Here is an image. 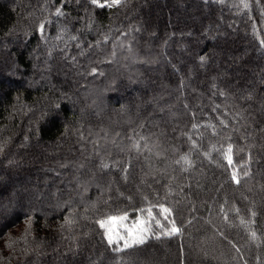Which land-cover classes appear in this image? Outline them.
<instances>
[{
  "label": "trees",
  "instance_id": "trees-1",
  "mask_svg": "<svg viewBox=\"0 0 264 264\" xmlns=\"http://www.w3.org/2000/svg\"><path fill=\"white\" fill-rule=\"evenodd\" d=\"M111 3L0 0V264H264V0Z\"/></svg>",
  "mask_w": 264,
  "mask_h": 264
},
{
  "label": "snow or ice",
  "instance_id": "snow-or-ice-1",
  "mask_svg": "<svg viewBox=\"0 0 264 264\" xmlns=\"http://www.w3.org/2000/svg\"><path fill=\"white\" fill-rule=\"evenodd\" d=\"M93 3H97L98 0H92ZM120 2V0H112V3L109 4L108 6L111 7L114 4H118ZM103 6V5H101ZM229 152H231V149H229ZM228 161L229 163H231V156H228ZM233 180H236V175L235 173L233 174ZM238 182V181H237ZM169 210L166 208L162 209V212L167 213ZM149 213V217L151 219H155V217H152V213H151V209L148 210ZM117 219L119 220H125L127 219L126 216L123 217H110L108 219V221H100V227L101 228H106V235H107V240H108V244L112 245V244H119L120 241H123V247L124 249L127 248H131L133 246H138V245H142L146 242L147 239V234L150 232L151 229V224L148 223L147 226L144 225V222H141V224L139 226H134L133 229H125L126 235H121L118 231L115 233V236L112 233V229L111 228H107V225L109 222H116ZM165 219H167V217H165ZM155 223L158 227H163V225L160 224L159 220H155ZM179 229H177L175 226H173L171 228V230L169 232H166L165 235H172L175 233H178ZM157 239H159V237H156ZM117 251H121L123 249L117 248Z\"/></svg>",
  "mask_w": 264,
  "mask_h": 264
},
{
  "label": "rangeland",
  "instance_id": "rangeland-1",
  "mask_svg": "<svg viewBox=\"0 0 264 264\" xmlns=\"http://www.w3.org/2000/svg\"><path fill=\"white\" fill-rule=\"evenodd\" d=\"M159 8L158 9H160V8H162V9H165V2L164 1H160V3H159ZM142 16H144V15H142ZM145 17V16H144ZM126 44V42H121L120 43V47L122 48L124 45ZM210 47V46H209ZM213 47V46H212ZM211 47V48H212ZM121 48H119V49H121ZM127 58V57H126ZM121 60H123V58H121ZM130 61H132V59L130 60ZM201 65H202V67H205V66H207L206 64H205V62L204 63H201ZM175 73L177 74L178 72L177 71H175ZM212 92H216V89H213L212 88ZM132 93V95L134 96V97H136V92H131ZM217 104V103H216ZM215 104V105H216ZM149 104L148 103H145L144 104V108H149ZM198 106V105H197ZM194 150H199L197 147L196 148H194ZM200 153L204 156V158H205V155L203 154V152L202 151H200ZM205 161L208 163V165L210 166V168L211 169H215V168H218V164L217 163H215V162H213V161H210V160H208L207 158H205ZM208 170H209V167L207 168ZM63 189V188H62ZM112 217H115V216H112ZM117 218H119V217H117ZM141 224V222L140 221H132V222H127L126 221V219L125 220H119V219H117V221L116 222H109L108 223V225H107V228H111L112 229V233H113V235L115 236V233L118 231L121 235H126V232H125V229L126 228H128V229H133L134 228V226H139ZM107 230V229H106ZM119 243H121V244H123V241H120Z\"/></svg>",
  "mask_w": 264,
  "mask_h": 264
}]
</instances>
